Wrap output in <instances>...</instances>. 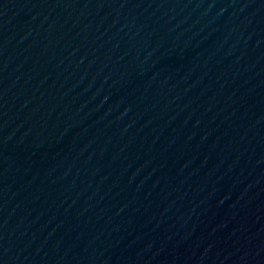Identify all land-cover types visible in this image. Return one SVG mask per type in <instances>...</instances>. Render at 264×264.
I'll use <instances>...</instances> for the list:
<instances>
[{
  "label": "water",
  "instance_id": "95a60500",
  "mask_svg": "<svg viewBox=\"0 0 264 264\" xmlns=\"http://www.w3.org/2000/svg\"><path fill=\"white\" fill-rule=\"evenodd\" d=\"M0 264H264V0H0Z\"/></svg>",
  "mask_w": 264,
  "mask_h": 264
}]
</instances>
